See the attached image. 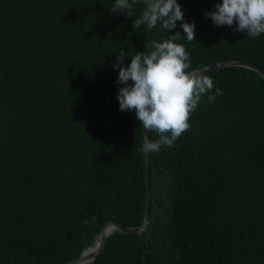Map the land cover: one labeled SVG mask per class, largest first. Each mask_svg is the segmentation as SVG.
<instances>
[{"label": "trees", "instance_id": "obj_1", "mask_svg": "<svg viewBox=\"0 0 264 264\" xmlns=\"http://www.w3.org/2000/svg\"><path fill=\"white\" fill-rule=\"evenodd\" d=\"M177 2L196 25L193 43L179 41L188 71L264 69V34L205 18L222 0ZM114 3L0 0V264H69L108 222L145 220L144 129L119 110L112 65L165 33L134 29L142 0L132 17ZM208 76L223 95L204 96L191 127L150 154L149 230L116 231L90 264H264V78L237 66Z\"/></svg>", "mask_w": 264, "mask_h": 264}, {"label": "clouds", "instance_id": "obj_2", "mask_svg": "<svg viewBox=\"0 0 264 264\" xmlns=\"http://www.w3.org/2000/svg\"><path fill=\"white\" fill-rule=\"evenodd\" d=\"M140 0H115L109 9L113 13L124 12L132 17L133 6ZM144 9L135 18L133 27L145 25L148 31L157 27L165 38L162 41H146L145 50L129 55L120 50L113 68L118 69L117 99L120 111H134L140 126L144 129L142 151L146 155L159 153L163 146L171 147L190 127L191 115L196 111L204 96L206 103H213L223 95L216 88L213 94V79L191 66L190 53L184 40H195V22L185 20L182 6L177 0H142ZM217 27L228 26L234 32L246 33L247 38L264 34V0H222L215 8L205 12ZM181 21L180 31L177 22ZM126 56L131 63L125 65ZM155 132L158 139L152 140Z\"/></svg>", "mask_w": 264, "mask_h": 264}, {"label": "water", "instance_id": "obj_3", "mask_svg": "<svg viewBox=\"0 0 264 264\" xmlns=\"http://www.w3.org/2000/svg\"><path fill=\"white\" fill-rule=\"evenodd\" d=\"M244 67L251 69L264 78V69L254 63L248 61L240 60H229L215 63L210 66H206L196 71L202 72L206 75L228 68V67ZM144 137V136H143ZM144 168L147 180V193H146V211H145V220L143 224L139 227H126L117 222H108L96 236L94 244L87 248L82 255L73 260L69 264H90L96 260V258L103 252L106 240L109 236L114 234L116 231L127 233V234H136L140 237H144L145 233L149 230L150 218H151V203H152V187H151V174H150V154L145 155L143 153Z\"/></svg>", "mask_w": 264, "mask_h": 264}]
</instances>
